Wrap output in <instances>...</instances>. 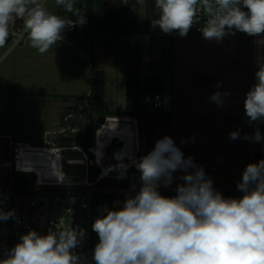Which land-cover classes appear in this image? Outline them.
<instances>
[{"label": "rangeland", "instance_id": "obj_1", "mask_svg": "<svg viewBox=\"0 0 264 264\" xmlns=\"http://www.w3.org/2000/svg\"><path fill=\"white\" fill-rule=\"evenodd\" d=\"M39 3L47 12L56 14L55 0H39ZM146 5V0H140L141 26L147 19ZM17 33H22L19 41L10 40L0 47V190L8 189L15 175L8 134L35 144L72 141L60 132L59 121L66 108L77 104L90 91L91 67L81 53L91 55L94 68L105 70L108 104L117 103L106 111L105 121L111 117L107 125L129 136L131 149L136 138L140 144L139 159L143 155L141 149L146 148L148 154L158 139L169 136L185 158L191 156L209 177L234 187L246 165L252 163L256 142L252 140V122L244 113V99L254 84V64L251 46L244 39L227 35L217 42L205 40L202 34L175 39L157 34L146 52L130 41L129 32L121 33L111 46L104 42L105 33H99L89 51L82 38L62 33V39L41 54L31 46L22 19L9 24V34ZM146 54L151 57L152 79L146 78L140 68ZM149 80L167 82L172 89L176 112L171 118H162L159 112H149L145 107L143 98ZM217 91L230 93L224 97L223 106L210 100ZM149 117L155 122L147 130ZM235 130H240L241 137L229 139ZM68 152L80 155L77 151ZM31 167L41 171L38 164ZM65 168L75 174L79 183L83 165L68 162ZM182 175L179 171L174 173L173 183H181ZM40 184L58 188L77 186L66 182ZM23 185L19 178L16 186Z\"/></svg>", "mask_w": 264, "mask_h": 264}, {"label": "clouds", "instance_id": "obj_2", "mask_svg": "<svg viewBox=\"0 0 264 264\" xmlns=\"http://www.w3.org/2000/svg\"><path fill=\"white\" fill-rule=\"evenodd\" d=\"M55 2L77 19L49 13L39 0H0V47L15 19L23 20L31 46L41 54L62 39L65 29L86 23L84 15L74 12L75 0ZM155 6L160 15L152 25L165 34L177 31L186 37L198 12L207 16L199 29L205 40L220 42L235 31L264 34V0H155ZM254 78L245 94L244 113L251 122H264V58L258 57ZM227 95L217 91L210 100L223 106ZM240 137V130L229 134L231 140ZM262 139L257 128L252 140ZM136 168L139 191L126 197L122 206L119 202L113 209L102 206L91 226L98 237L95 264H264V159L246 165L236 185L242 193L239 198L224 197L203 166L191 156L185 158L169 136L158 139ZM178 171L183 175L175 195H161L159 188H169ZM14 216V210L0 208V221ZM84 235V229L71 224L47 234L29 230L6 251L0 264H83L74 249Z\"/></svg>", "mask_w": 264, "mask_h": 264}, {"label": "built area", "instance_id": "obj_3", "mask_svg": "<svg viewBox=\"0 0 264 264\" xmlns=\"http://www.w3.org/2000/svg\"><path fill=\"white\" fill-rule=\"evenodd\" d=\"M245 11H247L245 9ZM160 10L154 15L153 20L159 18ZM207 16L203 12H198L195 22L188 34H201L199 30L206 23ZM235 31V30H234ZM170 36L176 38L177 31L172 34H165L159 26L151 29L141 28L129 32V39L132 43L138 44L149 52L150 46L155 35ZM187 34V35H188ZM235 34L243 35L250 39L251 42V58L254 64V74L257 71V59L264 58V34L260 37L235 31ZM22 37V33L12 35L11 41L17 42ZM89 51L90 48L88 47ZM84 60L91 67V55L86 56L81 53ZM151 57L145 55V63L140 68L144 70L146 78L151 79L153 72L149 64ZM253 83L255 78L253 75ZM91 88L87 96L65 109L61 120L59 121L60 132L69 137L72 141L69 143H58L53 141L52 144H35L25 140L15 139L8 134L12 144L13 159H11V167L14 173L31 172L35 175L31 185L16 186L14 180L8 189L0 190V208L4 211H15L14 218L7 221H0V259L5 258V253L19 242L20 236L26 234L29 230H35L40 234H47L49 230H56L61 226L67 227L72 225L74 228L84 229L85 235L81 240L78 248L74 249L83 264H95L92 259L93 249L98 242L97 234L92 231L93 224V207L92 199L94 191L100 190L104 192H113L112 200L104 201L101 207L107 205L113 209L116 202L122 206L123 201L130 195H135L141 187L140 172L138 169H132L139 161L140 144L135 138L132 151L128 147L127 139L119 154L118 160L110 162L106 154L105 145L104 152L101 157L97 156V146L99 142V130H101L110 120L104 122L101 126L95 127L97 113L93 112L90 102ZM174 94L169 88L167 82H162L160 89H147L143 98L144 105L149 112H176L173 108ZM118 119V118H117ZM133 124V123H132ZM134 127V125H133ZM259 129L261 136L264 137V122H252V133ZM154 134L157 133L156 129ZM94 132L93 141V158L90 163L88 152L83 144V135ZM55 142V143H54ZM69 151H77L79 156L71 154ZM143 157L146 154V148L141 149ZM254 150L264 156V139L256 142ZM253 150V151H254ZM56 155H58L56 157ZM83 165V175L79 183L75 174L69 173L65 168L67 163ZM38 164L41 171L31 167ZM93 169V176L90 175V169ZM126 179V185L116 187L101 186L99 182L103 178ZM41 182H58V185L66 182L69 185L77 184V186H69L67 188L45 187L40 186ZM177 184L172 183L169 188L161 186L159 191L164 196H174ZM224 197L239 198L242 193L238 192L237 187L232 185L214 186Z\"/></svg>", "mask_w": 264, "mask_h": 264}, {"label": "trees", "instance_id": "obj_4", "mask_svg": "<svg viewBox=\"0 0 264 264\" xmlns=\"http://www.w3.org/2000/svg\"><path fill=\"white\" fill-rule=\"evenodd\" d=\"M147 19L144 26L140 24V0H75L74 12H79L84 15L86 23L82 26H75L65 29L63 33L69 34L71 37L82 38L92 51L95 36L99 33H105V44L107 46L114 45L123 32H130L141 28L151 29L152 19L159 9L155 6V0H146ZM56 14L65 19L75 21L77 16L73 13H68L62 6L57 5ZM231 36L244 39L250 44V39L240 34H229ZM156 77H161L160 75ZM153 78V77H152ZM151 78V79H152ZM89 82L91 88L90 102L93 112L97 113L95 127L101 126L106 120L107 107L105 105V89H106V73L104 69L94 68L91 65L89 73ZM163 81L153 82L149 80L146 84L147 89H160ZM162 118H171L173 112H159ZM155 122L153 117L146 120V129H152V124ZM107 124L99 130V139L106 138L108 134ZM83 144L88 152L90 163L93 158V141L94 132L83 135ZM259 161L253 160L252 163ZM97 172V170H96ZM94 171L90 169V175H94ZM35 175L31 172H20L14 175V184L18 183V179H22L24 186L31 185L34 181ZM213 186L222 185L220 180L212 179ZM126 179L103 178L99 185L116 187L119 185H126ZM239 192V191H238ZM113 192L94 191L92 199L93 207V222L98 215L101 214L99 209L104 201H111Z\"/></svg>", "mask_w": 264, "mask_h": 264}, {"label": "water", "instance_id": "obj_5", "mask_svg": "<svg viewBox=\"0 0 264 264\" xmlns=\"http://www.w3.org/2000/svg\"><path fill=\"white\" fill-rule=\"evenodd\" d=\"M12 38V35L9 34V38L6 41L8 43ZM124 144V139L121 136L114 135L108 145L106 146V154L108 155L110 162H115L119 158L120 151L122 149V146ZM264 159V156H262L259 151L254 150L253 151V160L260 161Z\"/></svg>", "mask_w": 264, "mask_h": 264}, {"label": "bare ground", "instance_id": "obj_6", "mask_svg": "<svg viewBox=\"0 0 264 264\" xmlns=\"http://www.w3.org/2000/svg\"><path fill=\"white\" fill-rule=\"evenodd\" d=\"M112 119H117V118H112ZM117 120H121L122 122H125V120H129V119H117ZM130 121V120H129ZM107 130H108V134L106 136V138L104 139H99V142H98V146H97V156L98 157H101L103 152H104V148H105V145L110 141V139L114 136V135H117V136H121V137H124L127 139V142H128V147L130 149V151L132 150L131 147H130V138L128 135L124 134L122 131H119L117 129H114L110 126H107ZM57 157V155H56Z\"/></svg>", "mask_w": 264, "mask_h": 264}, {"label": "crops", "instance_id": "obj_7", "mask_svg": "<svg viewBox=\"0 0 264 264\" xmlns=\"http://www.w3.org/2000/svg\"><path fill=\"white\" fill-rule=\"evenodd\" d=\"M109 98H108V95H107V93H106V89H105V97H104V101H105V105H106V107H107V110L109 109H111V106H116V104L117 103H115V101H113L112 102V104L111 105H109L108 103H109ZM119 108V110H122V108L121 107H118Z\"/></svg>", "mask_w": 264, "mask_h": 264}]
</instances>
